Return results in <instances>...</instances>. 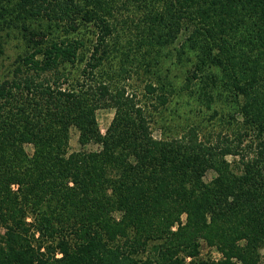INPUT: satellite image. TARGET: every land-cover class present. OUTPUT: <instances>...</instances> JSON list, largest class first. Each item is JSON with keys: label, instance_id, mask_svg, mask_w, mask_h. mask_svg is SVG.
I'll use <instances>...</instances> for the list:
<instances>
[{"label": "trees", "instance_id": "1", "mask_svg": "<svg viewBox=\"0 0 264 264\" xmlns=\"http://www.w3.org/2000/svg\"><path fill=\"white\" fill-rule=\"evenodd\" d=\"M5 1L58 31L0 79V264H258L264 0ZM167 51L187 55L206 104L234 110L223 120L214 109L228 130L153 136L152 113L125 81H142L151 109L166 106ZM99 108L114 110L104 133ZM71 127L99 149L70 152ZM203 242L222 257L199 258Z\"/></svg>", "mask_w": 264, "mask_h": 264}, {"label": "rangeland", "instance_id": "2", "mask_svg": "<svg viewBox=\"0 0 264 264\" xmlns=\"http://www.w3.org/2000/svg\"><path fill=\"white\" fill-rule=\"evenodd\" d=\"M57 31V25L54 22L42 18L27 17L19 11L16 5L3 0L0 4V79L11 76L18 63V56L28 50L33 41L39 38L42 33L56 34ZM184 37L185 33L182 32L175 45L183 41ZM165 55V58L162 59V56L160 58L161 64L158 67V73L164 82L160 91H164L170 98L166 106L156 110L151 109L148 106L150 98L146 96L142 89V81L136 76L125 81V84L129 85V90L135 91L141 102L146 105L147 110L152 113L154 119V122L151 123L153 136L159 138L163 136V133L166 136H176L190 125H195L202 137L214 135L219 130H228L229 126H226L227 124L223 120H226L227 115L232 114L234 110L222 104L223 102L214 100H212L211 104H206L203 91L206 88L205 82L201 81L199 77L195 80H189L192 76L193 68L187 55H183L180 59L177 58L173 51H167ZM110 65L111 69L113 68V71H115L116 69L113 66H117L116 60ZM187 85H190V89L184 88ZM214 109L225 113L223 120H219L218 115H221V113L216 115ZM113 113L114 110L111 108H99L95 111L96 120L102 133L105 132L109 125ZM234 116L239 118L237 114H234ZM166 122L168 125L167 129L162 130L161 126L163 124L166 125ZM69 136L68 150L70 152L79 149H99V145L95 143H89L82 147L78 143V131L74 127L70 128ZM25 150L27 153L32 154L33 146L26 144ZM228 159L231 160L232 157L228 156ZM214 175L215 173L209 170L203 178L205 181H209ZM16 187V184L11 185L13 190ZM113 216L118 219L120 212H114ZM3 231L4 229L0 226V233ZM198 257L203 260H219L222 254L217 246L203 242ZM189 259L186 258V261ZM233 261L240 264V261L235 258ZM258 264H264V249L260 251Z\"/></svg>", "mask_w": 264, "mask_h": 264}]
</instances>
